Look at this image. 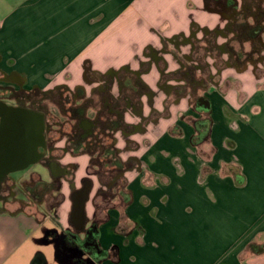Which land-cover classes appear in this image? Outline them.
<instances>
[{
	"label": "crops",
	"instance_id": "obj_1",
	"mask_svg": "<svg viewBox=\"0 0 264 264\" xmlns=\"http://www.w3.org/2000/svg\"><path fill=\"white\" fill-rule=\"evenodd\" d=\"M247 1L264 6L235 0L224 13L217 0H23L3 20L0 81L20 84L22 98L66 87L94 97L96 118L82 105L79 122L93 124L91 135L119 122L113 148L130 166L117 175L125 188L107 200L109 186L88 172L92 142L50 147L44 115L21 106L20 154L33 159L0 204V264H33L39 253V264H64L48 235L77 231L85 186V230L94 228L106 254L100 264H264V253L248 249L264 245V52L237 67L224 51ZM211 34L226 67L207 57L206 79L195 42ZM44 161L72 173L44 183L35 171Z\"/></svg>",
	"mask_w": 264,
	"mask_h": 264
},
{
	"label": "rangeland",
	"instance_id": "obj_2",
	"mask_svg": "<svg viewBox=\"0 0 264 264\" xmlns=\"http://www.w3.org/2000/svg\"><path fill=\"white\" fill-rule=\"evenodd\" d=\"M21 1L23 0H0V25L3 22V20H5L20 5ZM262 8H264V6ZM252 10H253V7H252ZM256 11L257 9H254L255 13ZM250 22L253 23L254 21L250 18ZM230 34L234 36L235 38V33L231 32ZM215 38H216V34H211V35H208V37L205 38L203 41H200L201 42L200 44L198 41L195 42L196 47L201 48V51L197 50V52L195 53V57L198 55L200 56L199 59H200V65H201V70H202L200 75L201 76L203 75L206 79H208V77L211 75L209 68L207 67L208 66L207 62L209 60L208 58H210L211 56L213 57L211 60L212 61L214 60L213 62L216 63L219 69H224L226 67V63L223 61L224 58L221 55V51L217 50L215 47V42H216ZM231 38L232 37H230V39ZM257 43L260 44L262 47L260 48L261 54L258 60L260 61L263 57L262 53L264 52V33L261 35ZM255 46H256L255 41H247L244 44V51H247V52L251 51ZM224 51L228 52L226 48L224 49ZM249 63H252V62H249ZM233 64L237 67H240L236 64L235 60ZM21 88L22 87H20V84L17 85L15 83H5L4 81H0L1 90H6V91L8 90L13 93L14 97L7 99V102L9 104H13L14 100L16 99V96H18L17 99L19 100H17L18 103L16 106H19V107L22 106L29 110L38 111L44 115L45 130H46L45 135H46V138L48 139V145L50 147L53 144L54 140H62V139L67 140L68 139L69 141V138L73 134H75L79 128L78 119L74 118L68 111V109L71 110V108H69V105L72 108L85 105L87 107V112H89V114H93L89 116L96 118L95 115L98 112L97 107L99 106V101L96 102V99L92 97L90 98L88 102H86L87 98H83L85 94L83 93V91L82 92L80 90L71 91L69 88L66 87V88H59L53 92H43V91L28 92L26 94H22L24 95V97L22 98V97H19L18 95ZM198 92L203 94L202 90ZM18 111H20V108L18 109ZM100 131L101 130H99L97 133L98 139H101L102 137V132ZM97 150H98L97 154L93 157V162L91 163L88 172L90 174L97 175L105 185L109 186V190L106 192L105 195L107 197L106 198L107 200H111L112 198H115V195L120 193L121 190L125 188V184L123 180L116 181L117 175L119 172H107L106 170H102V168L99 167L97 159L101 157L103 153V149L98 148ZM63 165H67V164H63ZM35 171L38 172L41 178V181H43L44 183H47V184L53 183L54 178L51 174L50 168L46 164V161L40 162L39 165L36 167ZM13 173L15 174H12L10 177L14 178L15 179L14 181L15 182L17 181V183L14 184L9 189L13 193H15L20 188V182H18V177L21 172L18 171V172H13ZM64 180L68 181L70 179L66 178ZM1 187H2V192H3L6 189V186L2 184ZM3 200L5 199L0 198V204L3 203Z\"/></svg>",
	"mask_w": 264,
	"mask_h": 264
},
{
	"label": "trees",
	"instance_id": "obj_3",
	"mask_svg": "<svg viewBox=\"0 0 264 264\" xmlns=\"http://www.w3.org/2000/svg\"><path fill=\"white\" fill-rule=\"evenodd\" d=\"M222 6V12L229 13L230 11H234L236 8L235 0H217ZM252 7L257 9L253 23L250 22V18L252 16ZM227 8V9H225ZM230 10V11H229ZM264 8L257 5L254 1H247L245 7L235 13L234 22L232 24V29L235 33V38H233L226 45V50L232 55L236 64L240 67H243L249 62H257L260 57V48L261 45L257 43L261 35L264 33ZM247 41H255L256 46L251 51H244V44ZM84 109L78 107L73 108L72 115L74 118L82 119L84 117L83 113ZM81 121V120H80ZM120 127L119 122H111L110 125L106 124L103 127L102 137L101 139L97 138V135H89L87 138H83L85 135L80 128H78L75 135L73 134L71 142V147H75V145H80L82 143L92 142L93 148L89 151V153L93 154L96 152L98 148L103 149V153L101 157L98 158V165L102 170H106L107 172H124L126 171L130 165L122 163L116 154V150L113 147V142L107 143L101 142H109L108 137L110 136L108 132H112L115 129ZM101 140V141H100ZM74 151H79L77 148ZM104 171V172H106ZM85 188H88L85 186ZM90 231L93 232V242L91 246L93 249V253H91L90 260H86L87 264H100L101 261L106 257V254L100 249L97 242L96 232H94V228H90ZM254 254H262L264 253V245L263 246H254L251 244L248 248ZM60 259L64 264H76L75 257L70 259H66L59 255ZM44 261V256L42 254H37L33 260V264H39Z\"/></svg>",
	"mask_w": 264,
	"mask_h": 264
},
{
	"label": "flooded vegetation",
	"instance_id": "obj_4",
	"mask_svg": "<svg viewBox=\"0 0 264 264\" xmlns=\"http://www.w3.org/2000/svg\"><path fill=\"white\" fill-rule=\"evenodd\" d=\"M18 95L20 97V92L18 93ZM12 97L14 96L11 91L0 89V135L3 138V144L0 146V198L6 200L7 197L5 196H7V193H10L11 196H13L12 194H14L9 188L17 183V181L15 182V179L10 176L12 174H15L13 172H18L19 170L17 169H20L21 165H24L26 162L33 159L31 154H26V159H23L22 154H20V134L25 132V129L22 127L20 122V111H18L20 107L16 106L18 103L17 100H19L17 99L18 96H16L13 104H9L7 102V99ZM69 108H71V110L68 109V111L72 113L73 109L72 107H70V105ZM80 120L81 119H78V125L81 124L79 122ZM34 124L36 125V122H34ZM34 128L36 129V126H33V128H30L29 130L26 129V133L28 134L26 138H35L36 134ZM108 133L110 135L108 137L109 142L103 141L101 143H107L109 145L110 142L113 141L112 132ZM71 139L72 136L69 138V141ZM24 149L25 151H29L30 147L27 146ZM46 164H48L50 167L54 181L62 176H68L72 173L71 167L64 169L62 166H60L65 170V173L60 176H55L52 171L53 169L56 170L58 168V165L49 162H46ZM2 184L6 186V189L3 192L1 187ZM45 187L43 191H40V187L36 188L33 191V197L36 199L40 198L41 196L43 197V195L50 190L49 185H45ZM85 189L86 188H84V190ZM77 220L79 221L78 217L75 218L76 222ZM79 226L77 227V231L74 232L63 231L61 234L50 233L48 235V238L50 241H53L56 244L59 250V255L65 257L66 259L75 257L76 264H87L85 263V261L90 260L91 253H93V248L90 247L91 243L94 240L93 232L90 230H84L82 232Z\"/></svg>",
	"mask_w": 264,
	"mask_h": 264
},
{
	"label": "water",
	"instance_id": "obj_5",
	"mask_svg": "<svg viewBox=\"0 0 264 264\" xmlns=\"http://www.w3.org/2000/svg\"><path fill=\"white\" fill-rule=\"evenodd\" d=\"M202 103H206L204 101L201 102ZM202 110H208V106L207 107H201ZM38 124H37V141L40 143L43 141V129H44V124H43V119L41 116H38V120H37ZM80 127L86 132L85 135L83 136V138L88 137L89 135H91L93 133V124L88 121V120H84L81 122ZM2 137L0 135V146L3 144L2 143ZM65 170L62 169L60 166H58V168L55 170L53 169V174L55 176H60L63 175L65 172ZM91 188H86L85 190L83 189L78 195H77V199H76V206H75V213H74V219L76 217L79 218V221L77 220V223H79V225H77L76 227H80L81 231L85 230V215H84V209H85V203L89 197ZM80 195V196H79Z\"/></svg>",
	"mask_w": 264,
	"mask_h": 264
}]
</instances>
